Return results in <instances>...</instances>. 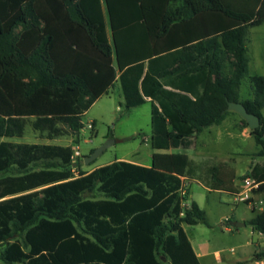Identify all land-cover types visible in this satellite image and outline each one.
<instances>
[{
  "label": "trees",
  "instance_id": "16d2710c",
  "mask_svg": "<svg viewBox=\"0 0 264 264\" xmlns=\"http://www.w3.org/2000/svg\"><path fill=\"white\" fill-rule=\"evenodd\" d=\"M262 22L264 0H0V264H199L183 225L205 214L178 191L189 159L156 150L189 147L238 101L258 117L249 134L264 156V75L239 94L247 29ZM115 82L124 110L149 102L148 165L74 174L70 144L8 140L26 125L77 135ZM243 176L264 192V163ZM251 211L244 225L264 235V210Z\"/></svg>",
  "mask_w": 264,
  "mask_h": 264
},
{
  "label": "rangeland",
  "instance_id": "374dc122",
  "mask_svg": "<svg viewBox=\"0 0 264 264\" xmlns=\"http://www.w3.org/2000/svg\"><path fill=\"white\" fill-rule=\"evenodd\" d=\"M245 44L248 71L240 82V98L249 96V76L264 75V22L247 29ZM121 100L119 85L115 82L107 93L99 96L81 115L82 127L77 135L42 139L26 125L21 137L8 140L70 144L79 152L74 158L78 161L77 168H73L74 174L77 169L89 170L116 158L148 165L152 152L149 145V102L124 110L122 104H119ZM241 128H244L245 134L241 133ZM109 138L120 141L112 143L95 159L84 164L82 156ZM256 149L257 145L249 129L234 112L228 114L221 123L210 125L193 136L189 147L169 149L170 152H184L189 158V171L185 173L189 199L204 211L207 221V224L183 225L199 264H264V257L257 260L252 257L264 249V235L248 224L236 225L239 222L246 223L253 215L251 210L254 213L257 210L234 200V186L232 191L215 190L217 186L211 180L213 171H206L211 166L217 170L223 164L232 168L236 176H240L251 164L264 159V156L254 154ZM94 195L86 193L85 197ZM261 197L264 198V193ZM199 244H204L205 250H201ZM167 264L172 262L168 260Z\"/></svg>",
  "mask_w": 264,
  "mask_h": 264
},
{
  "label": "built area",
  "instance_id": "2783aa9c",
  "mask_svg": "<svg viewBox=\"0 0 264 264\" xmlns=\"http://www.w3.org/2000/svg\"><path fill=\"white\" fill-rule=\"evenodd\" d=\"M88 127L91 126L90 123L87 124ZM71 160L74 161V158L79 155L77 149H72ZM181 186L179 187L178 191L180 195L185 194L186 188V179L182 178ZM259 182L253 180V178L249 176L239 177L237 179L235 192H234V200L237 202L245 203L249 208L255 209L257 211L264 210V198L258 197L257 195L261 192L258 191ZM188 203L187 201H182L181 205L186 206Z\"/></svg>",
  "mask_w": 264,
  "mask_h": 264
},
{
  "label": "water",
  "instance_id": "95a60500",
  "mask_svg": "<svg viewBox=\"0 0 264 264\" xmlns=\"http://www.w3.org/2000/svg\"><path fill=\"white\" fill-rule=\"evenodd\" d=\"M226 110L229 112L237 113L246 123V126L249 130L256 128L259 125L258 117L250 112H247L245 107L241 102L238 101H228L226 105ZM120 139H106L98 146L94 147L88 154L83 155V163L87 164L93 159H95L105 148L111 145L114 142H119ZM237 226H243V222H239L236 224Z\"/></svg>",
  "mask_w": 264,
  "mask_h": 264
},
{
  "label": "crops",
  "instance_id": "0c3cea01",
  "mask_svg": "<svg viewBox=\"0 0 264 264\" xmlns=\"http://www.w3.org/2000/svg\"><path fill=\"white\" fill-rule=\"evenodd\" d=\"M232 112H229L228 114H230ZM226 114V116L228 115ZM225 116V117H226ZM224 117V118H225ZM241 133L245 134V130L244 128H241L240 129ZM248 134V133H246ZM150 145V144H149ZM72 148V147H71ZM151 148V147H150ZM73 149V148H72ZM170 149V148H169ZM169 149H166V150H162V149H158L156 151H159V152H162V151H167V152H170ZM153 152V150H152ZM151 152V153H152ZM151 155V154H150ZM116 159H120V158H116ZM189 159V158H188ZM125 160V159H124ZM128 161V160H127ZM190 161V160H189ZM132 162V161H131ZM150 162V161H149ZM258 164H261V163H264V159L260 162H256ZM143 165V164H141ZM92 169V168H91ZM215 167L211 166V167H208L206 168V171H213V174L214 176H211V180H213L212 184H216L217 187H215L216 189L215 190H223V191H226V190H231L232 191V187H236V182H237V179L239 178V175L236 176L235 175V172L233 171L232 168H230L229 166H225V165H221L218 167V169L214 170ZM249 169V168H248ZM90 170V169H89ZM89 170H86V171H89ZM212 174V175H213ZM213 177V178H212ZM182 178H185V176H182ZM187 191H188V188H187ZM264 192H261L260 194H258L257 196L258 197H261V195L263 194ZM188 198H189V193H188ZM263 198V197H262ZM199 247L201 250H205L204 249V244H199ZM195 251V250H194ZM205 252V251H204ZM216 253V250L214 251ZM196 253V252H195Z\"/></svg>",
  "mask_w": 264,
  "mask_h": 264
}]
</instances>
